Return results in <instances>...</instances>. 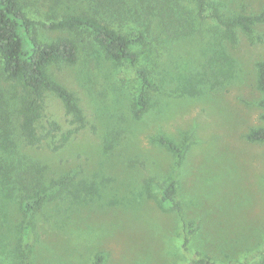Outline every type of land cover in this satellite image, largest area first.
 <instances>
[{"label": "rangeland", "instance_id": "1", "mask_svg": "<svg viewBox=\"0 0 264 264\" xmlns=\"http://www.w3.org/2000/svg\"><path fill=\"white\" fill-rule=\"evenodd\" d=\"M210 1L225 18L264 10V0ZM22 5L42 20L90 9L85 0ZM191 6L189 0H121L118 12L99 9L120 33H144L152 43L134 46L158 89L139 119L133 117L138 84L128 63L107 59L83 30L36 28L40 40L75 43L76 62L51 65L47 75L74 94L87 124L53 151L61 133L73 128L60 99L43 94L36 146L20 136L16 114L12 146L0 148V264H21L25 223L31 226L29 264H92L100 253L104 264L200 258L257 264L254 255L264 249V143L244 136L263 126L254 65L264 60V24L250 35L236 33L232 43L211 23L203 29ZM0 91L8 102L25 94L2 76ZM50 121L59 130L45 137ZM160 136L185 148L180 163L152 141ZM66 176L72 180L57 187ZM172 180L179 213L161 208L153 190ZM43 191L40 206L25 214L23 204ZM190 222L194 233L183 247Z\"/></svg>", "mask_w": 264, "mask_h": 264}, {"label": "trees", "instance_id": "2", "mask_svg": "<svg viewBox=\"0 0 264 264\" xmlns=\"http://www.w3.org/2000/svg\"><path fill=\"white\" fill-rule=\"evenodd\" d=\"M89 4V12L66 13L52 20L35 19L23 9L22 0H0V76L16 82L25 92L17 101L16 98L8 102L0 91V148L6 149L12 146V128L16 114L20 115L18 131L26 145L36 146L41 142V137L36 131V119L38 105L45 92L54 93L62 102L65 114L70 118L68 123L73 128L60 135L58 145L52 147L53 151L60 148L69 138L83 129L87 122L82 110L76 102L72 92L63 85L51 80L47 75V68L51 65H72L77 60V48L74 42L66 38L53 41L40 40L36 34V28L42 31H79L83 30L90 40L101 50L103 55L114 62H125L132 67L138 84L136 96L133 101V117L139 119L146 111L149 104V96L158 89L154 80L139 59V52L135 45L149 44L147 36L140 33L129 38L120 33L113 25L99 15V9L103 13L110 14L121 5V0H85ZM191 12L202 21V27L206 30L210 23L214 33L223 36L232 43L236 42V33L244 35L253 33L256 26L264 24V10L254 14H237L231 17H223L210 0H189ZM157 4H159L157 2ZM161 8H166V3H161ZM93 12V13H92ZM177 26V25H175ZM158 52V48L153 46ZM152 50V49H150ZM255 87L260 92L261 98L258 106L261 109L260 120L263 126L253 127L245 134V139L250 143H264V60L255 63ZM14 98V96H13ZM59 130L58 124L48 122V130L45 137H53ZM152 141L171 150L180 163L183 158L184 147H178L172 140L163 136L152 138ZM72 180L66 176L56 185L62 187ZM55 185L53 182L52 187ZM157 204L166 211L179 213L181 208L175 199L176 183L170 181L165 186H153ZM152 190V191H153ZM45 191L37 193L33 198L23 204V211L30 215L46 198ZM186 236L183 247H186L194 233L192 222L185 224ZM22 245L19 251L21 264H29L28 252L31 247V226L25 223L22 228ZM257 264L264 263V249L256 253ZM103 254H97L92 264H104ZM207 259L193 260V264H205Z\"/></svg>", "mask_w": 264, "mask_h": 264}]
</instances>
